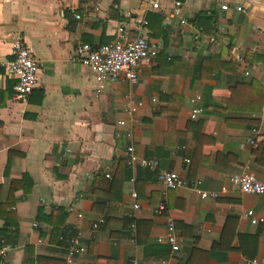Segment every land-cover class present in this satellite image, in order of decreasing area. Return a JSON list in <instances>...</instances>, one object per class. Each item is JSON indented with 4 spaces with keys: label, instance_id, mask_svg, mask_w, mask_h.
I'll return each instance as SVG.
<instances>
[{
    "label": "crops",
    "instance_id": "obj_1",
    "mask_svg": "<svg viewBox=\"0 0 264 264\" xmlns=\"http://www.w3.org/2000/svg\"><path fill=\"white\" fill-rule=\"evenodd\" d=\"M180 1L175 15L167 0H0V233L17 234L15 245L0 241V264H65L58 238L76 230L86 251L73 264L264 260V221L242 217L252 210L264 219V193L242 194L227 181L248 172L264 184V0H234L227 11L218 0ZM119 25L157 55L142 62L135 83L96 93L74 49L111 43ZM17 39L39 68L23 102L6 69ZM129 101L142 104L132 115ZM194 107L201 114L191 120ZM129 145L184 185L163 198L157 171L132 170ZM196 181L219 196L200 198ZM161 201L166 213L156 211ZM168 217L176 253L157 241Z\"/></svg>",
    "mask_w": 264,
    "mask_h": 264
},
{
    "label": "built area",
    "instance_id": "obj_2",
    "mask_svg": "<svg viewBox=\"0 0 264 264\" xmlns=\"http://www.w3.org/2000/svg\"><path fill=\"white\" fill-rule=\"evenodd\" d=\"M174 8V14L178 15V10L182 6L180 0H167ZM221 3V10L227 11L230 4L234 0H218ZM151 7L156 9L157 3H152ZM235 10L241 11L240 6H235ZM78 19L79 16H76ZM146 24L145 22L143 23ZM157 55V48L149 43L144 37L138 35L129 37L127 30L123 25H119L114 34V40L105 45L93 47L89 44H78L74 49L72 61L78 63L91 72L94 76L96 85V93H101L106 84H116L120 81H127L135 83L138 79V74L141 69L142 62L147 59H154ZM10 60L6 64L7 72L15 78L14 85L15 99L25 101L32 91L38 86V63L34 57L32 48H30L23 40L17 39L14 41L10 51ZM240 64L243 59H238ZM245 74L248 71L245 70ZM200 100L198 95L189 100L191 104ZM141 102L129 101L128 113L134 114ZM201 114V109L198 107L192 108L190 112V119L195 120ZM119 126H124V121L117 122ZM256 133V130H253ZM248 144H254L253 140H249ZM126 153L130 162L132 170L135 167L147 168L151 171H157V180L162 186V196L166 195V191L175 190L184 185L183 180L178 174L174 172H165L159 170V162L156 159L138 158L131 145L127 146ZM186 163L188 161L186 160ZM105 178L109 179L110 175L105 174ZM227 181L233 186L237 187L242 194L261 195L264 193V184L259 181L253 174L248 172L236 173L229 176ZM200 181H196L194 187L200 198H217V192L207 193L198 188ZM225 191V187L220 189ZM131 199V218H136L139 212V203L137 194L133 191L130 195ZM157 213H166L165 202L161 201L157 207ZM81 217V215H78ZM242 217L248 219L252 225L261 223L263 218H255L252 210H248L242 214ZM104 223V219H100L97 223L92 225L93 230L97 229L100 224ZM165 236L159 238V243L169 245L171 253H176L180 248V239L174 228V223L171 218H167L165 224ZM132 237L135 235V225H131ZM82 233L78 230L72 234L65 236L60 235L58 241L64 246L65 250V264H73V260L77 255L83 254L86 248L82 242ZM133 241V238L132 240ZM156 264V263H153ZM165 264V262H161ZM243 264H264L262 259H248L244 260Z\"/></svg>",
    "mask_w": 264,
    "mask_h": 264
},
{
    "label": "trees",
    "instance_id": "obj_3",
    "mask_svg": "<svg viewBox=\"0 0 264 264\" xmlns=\"http://www.w3.org/2000/svg\"><path fill=\"white\" fill-rule=\"evenodd\" d=\"M16 240H17V234L14 233L13 231L8 232L6 229H4L2 233H0V241H3L4 244L7 243L8 241L9 245H15Z\"/></svg>",
    "mask_w": 264,
    "mask_h": 264
}]
</instances>
